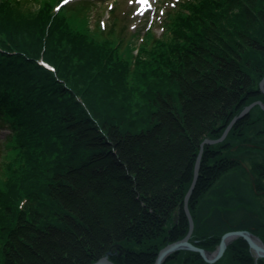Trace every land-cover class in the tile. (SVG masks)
I'll use <instances>...</instances> for the list:
<instances>
[{"label":"trees","instance_id":"obj_1","mask_svg":"<svg viewBox=\"0 0 264 264\" xmlns=\"http://www.w3.org/2000/svg\"><path fill=\"white\" fill-rule=\"evenodd\" d=\"M37 1L27 10L24 0H0V127L8 130L0 264H91L110 250L116 264H154L189 232L184 200L201 142L264 101V0H181L164 23L170 38L149 31L139 54L127 38L137 35L126 23L132 13L112 8L98 40L87 16L92 0L59 10L63 0ZM74 13L85 30L74 28ZM263 135L258 105L223 141L204 145L189 199L196 246L215 251L239 229L264 242V209L255 202L204 207L219 177L242 165L233 146ZM251 172L263 192L264 162L254 160ZM162 264L264 257L238 237L215 263L181 249Z\"/></svg>","mask_w":264,"mask_h":264},{"label":"rangeland","instance_id":"obj_2","mask_svg":"<svg viewBox=\"0 0 264 264\" xmlns=\"http://www.w3.org/2000/svg\"><path fill=\"white\" fill-rule=\"evenodd\" d=\"M79 1L85 0H69V5H73ZM180 1L181 0H149L147 7L145 8L141 0H92L88 9L89 11H87V16H89L90 22L89 27L92 29H90V32L94 34L93 36L96 39L102 40L100 34L98 35L97 32L99 31L100 25H109L112 23V8L116 7V11L122 16L126 15V13H132L133 16L129 18L127 17L126 23H128L129 27L131 26V29L133 32H136L137 35L132 36V34H129L127 38L132 39L136 46L134 50L135 54H139V48H141L149 31H152L157 38L165 40L170 38L168 35L169 32L166 31L165 24H167L168 15L171 12L174 14L179 7ZM21 6L23 9H35L36 7H39L40 4L37 0H24ZM74 14L75 15L72 19L74 22V28L77 30H85L88 25H85L83 16H79L77 13ZM165 31L167 33L164 35ZM150 43L152 45L154 44V41L152 40ZM261 81L259 83V90L264 94V90L261 87ZM255 101H261L264 104V101L261 98H257L251 103ZM258 105L259 104L254 105L251 110ZM259 106L261 107V105ZM261 109L264 110L263 107H261ZM7 133L8 130L4 126L0 127V161L4 156V145L1 143V140ZM233 150H237L235 153H237V156L241 159L242 165L239 168H234L223 173L214 185L206 192V203H204L205 209L207 210V206L213 204L221 206L222 209H228L230 207L240 206L242 203L243 205H247L251 203L254 204V202L257 207L259 206L258 208L264 209V194H262L264 193V188H262L263 192H258L256 190V184L253 179L254 175L251 172L254 160L264 162V135L257 138L255 137L249 144L233 146L232 151ZM226 194L231 196V198ZM239 213L242 214L243 210L237 209L233 212V215ZM261 215H263V213Z\"/></svg>","mask_w":264,"mask_h":264},{"label":"water","instance_id":"obj_3","mask_svg":"<svg viewBox=\"0 0 264 264\" xmlns=\"http://www.w3.org/2000/svg\"><path fill=\"white\" fill-rule=\"evenodd\" d=\"M261 87L264 90V78L261 81ZM259 104L261 105V107L264 108V104L261 101H255L253 103H251L250 105L246 106L241 113L234 117L232 119V121L229 123V125L226 127V129L224 130L223 134L217 138V139H209V138H205L201 144H200V150L197 156V160L195 163V169H194V177L192 180V183L186 193L185 196V200H184V209L185 212L189 218V222H190V229L188 234L177 241L171 242L169 244H167L165 247H163L159 253L158 256L156 258V261L154 264H162L173 252L181 250V249H190L193 251H197L201 254V256L209 263H215L217 262L225 253L228 245L233 242L236 238L238 237H243L250 245V248L254 251L256 257H264V242L261 240V238L255 234H253L252 232L245 230V229H239V230H231V231H227L226 233H224L222 235L221 241L217 247V249L213 252L207 251L206 249L196 246L194 243H192L190 241V238L192 236V233L194 231L195 228V222L193 219V216L190 212L189 209V199L196 187L197 181H198V177H199V170H200V163H201V158H202V153H203V147L205 144H210V143H217V142H221L225 139V137L227 136L230 128L233 126V124L240 119L241 117L245 116L250 110L251 108L256 105ZM113 252L110 250L108 251L104 256H102L100 259H98L97 261L91 263V264H116L114 263L109 257L110 255H112Z\"/></svg>","mask_w":264,"mask_h":264},{"label":"snow or ice","instance_id":"obj_4","mask_svg":"<svg viewBox=\"0 0 264 264\" xmlns=\"http://www.w3.org/2000/svg\"><path fill=\"white\" fill-rule=\"evenodd\" d=\"M64 3H68L69 0H63ZM142 3H147V0H141Z\"/></svg>","mask_w":264,"mask_h":264},{"label":"bare ground","instance_id":"obj_5","mask_svg":"<svg viewBox=\"0 0 264 264\" xmlns=\"http://www.w3.org/2000/svg\"><path fill=\"white\" fill-rule=\"evenodd\" d=\"M148 1V0H147Z\"/></svg>","mask_w":264,"mask_h":264}]
</instances>
